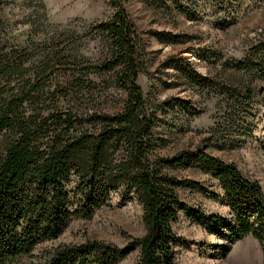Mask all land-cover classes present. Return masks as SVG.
I'll return each instance as SVG.
<instances>
[{
    "label": "trees",
    "instance_id": "trees-1",
    "mask_svg": "<svg viewBox=\"0 0 264 264\" xmlns=\"http://www.w3.org/2000/svg\"><path fill=\"white\" fill-rule=\"evenodd\" d=\"M116 4L111 16L89 26L104 34L109 51L104 59L80 62L74 56L46 54L29 64V54L0 51V264H25L23 258L37 243L62 234L72 218L90 219L115 189L136 196L142 235L122 245L96 238L58 244L36 264H116L133 249H138V264H172L173 246L183 241L171 225L178 210L223 240V255L249 234L258 240L264 258L261 182L203 148L168 155L158 150L157 109L137 82L143 41L123 4ZM178 7L191 13L183 4ZM151 34L162 41L179 37L170 31ZM164 63L191 82L213 83L184 56H170ZM244 68L264 79V32L252 44ZM106 75L122 91L123 106L112 112L81 107L89 88ZM226 90L230 96L237 92L229 86ZM251 91L247 88L244 100ZM175 103L191 108L182 98ZM186 165L217 178L229 216L208 214L179 197L183 187L219 195L172 171Z\"/></svg>",
    "mask_w": 264,
    "mask_h": 264
},
{
    "label": "rangeland",
    "instance_id": "rangeland-1",
    "mask_svg": "<svg viewBox=\"0 0 264 264\" xmlns=\"http://www.w3.org/2000/svg\"><path fill=\"white\" fill-rule=\"evenodd\" d=\"M117 0H0V51L17 50L31 56L29 64L47 54L74 56L87 62L109 56L107 41L90 24L107 19ZM143 41V67L137 82L157 109L158 150L165 155L184 148L206 152L233 162L248 178H257L264 188V79L244 68L251 46L264 32V0H119ZM175 1V2H174ZM183 4L191 13L178 7ZM153 30L179 35L162 41ZM184 56L213 83L204 86L189 81L164 60ZM28 64V65H29ZM97 78L81 107L112 112L123 105L124 95L107 75ZM227 86L237 92L230 96ZM247 88L252 95L244 100ZM189 102L185 109L175 101ZM64 106L65 103H60ZM180 178H192L208 191L179 188V197L208 214L230 215L229 205L211 173L190 165L172 170ZM130 192H111L110 198L90 219L72 218L62 234L37 243L25 264L37 263L40 255L58 244L88 239L125 244L142 235V207ZM183 239L173 246L172 264H264L258 240L246 234L222 254L223 240L178 210L171 222ZM133 249L116 264H138Z\"/></svg>",
    "mask_w": 264,
    "mask_h": 264
}]
</instances>
